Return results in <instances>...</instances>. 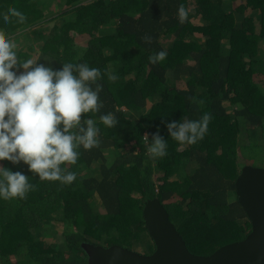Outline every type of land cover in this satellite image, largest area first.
I'll return each mask as SVG.
<instances>
[{"label":"trees","instance_id":"1","mask_svg":"<svg viewBox=\"0 0 264 264\" xmlns=\"http://www.w3.org/2000/svg\"><path fill=\"white\" fill-rule=\"evenodd\" d=\"M180 5L188 11L183 24ZM9 7L26 16L23 24H5ZM0 31L22 37L18 61L53 70L86 63L102 74L92 89L103 85V107L81 117L85 128L86 119L95 121L99 147L81 145L77 163L61 166L76 173L72 184L40 180L23 161H0L35 186L23 199L0 197V264H88L87 241L139 242L150 254L143 208L155 197L194 253L210 254L251 231L235 181L249 159L264 168V0H0ZM162 50L166 59L151 64ZM108 113L113 127L100 121ZM205 113L212 119L202 140L171 139L168 123ZM158 130L167 155L150 158Z\"/></svg>","mask_w":264,"mask_h":264},{"label":"clouds","instance_id":"2","mask_svg":"<svg viewBox=\"0 0 264 264\" xmlns=\"http://www.w3.org/2000/svg\"><path fill=\"white\" fill-rule=\"evenodd\" d=\"M177 14L181 24L187 21L188 11L183 5L179 6ZM12 18L20 24L26 20L21 11L9 7L3 16L5 24L12 23ZM144 40L151 43L149 36ZM16 48V43L0 31V161L15 164L23 161L40 180L70 185L76 180V173L61 166L77 163L79 153L76 149L81 145L85 150L100 145L95 121L86 119L85 128L81 126V117L84 113L99 112L103 107L99 100L103 85L96 84L95 90L90 86L101 78V71L86 63L69 62L61 70H53L34 59L20 62ZM167 55L162 50L151 55L149 61L156 65ZM14 68L24 71L17 75ZM74 71L78 75H74ZM107 74L110 81L118 79L110 70ZM190 99L195 102V98ZM211 119V114L205 113L199 120L185 118L179 124L168 123V132L171 139L182 145L196 144L204 138ZM100 121L107 127L117 123L113 113L101 115ZM144 139L148 141V135H144ZM166 149L167 141L158 130L152 135L147 153L150 158H162L167 155ZM34 187L21 172L0 167V197L5 200L23 199Z\"/></svg>","mask_w":264,"mask_h":264},{"label":"water","instance_id":"3","mask_svg":"<svg viewBox=\"0 0 264 264\" xmlns=\"http://www.w3.org/2000/svg\"><path fill=\"white\" fill-rule=\"evenodd\" d=\"M235 186L238 200L252 223L243 239L224 244L208 255L193 253L155 197L143 208L154 251L146 254L118 244L82 242L88 264H264V168L244 165Z\"/></svg>","mask_w":264,"mask_h":264},{"label":"rangeland","instance_id":"4","mask_svg":"<svg viewBox=\"0 0 264 264\" xmlns=\"http://www.w3.org/2000/svg\"><path fill=\"white\" fill-rule=\"evenodd\" d=\"M198 36H200V37H202V35L201 34H197ZM12 37H11V40L10 41H13V42H19V41H21L22 40V37H20V39H19V36H17L16 34H13V35H11ZM83 41V40H82ZM88 41V40H87ZM87 41L85 42V41H83V42H78V45H80V46H86V44H87ZM77 43V42H76ZM260 56L264 59V48H261L260 49ZM24 70H22L21 72H23ZM20 71L18 72V74H20L21 73ZM248 139H246V141H247ZM240 160H242L243 161V159L241 158ZM247 160V159H246ZM248 164H250V165H253V166H261L260 165V163H259V161H258V159H252V160H248ZM242 163V162H241ZM88 172V171H87ZM100 207H101V209H103V206L102 205H100ZM132 247H133V249L134 250H138V251H142V247H141V245H140V243L139 242H136V243H133V245H132ZM144 253V252H143Z\"/></svg>","mask_w":264,"mask_h":264}]
</instances>
